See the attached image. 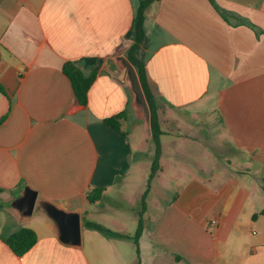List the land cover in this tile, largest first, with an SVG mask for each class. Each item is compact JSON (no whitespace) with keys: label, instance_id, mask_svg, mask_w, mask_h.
Instances as JSON below:
<instances>
[{"label":"crops","instance_id":"1","mask_svg":"<svg viewBox=\"0 0 264 264\" xmlns=\"http://www.w3.org/2000/svg\"><path fill=\"white\" fill-rule=\"evenodd\" d=\"M141 1L0 0V264H264V215L253 219L264 210V0H215L225 16L210 0L147 8L136 56L159 106L162 168L137 245L154 149L115 60ZM66 62L96 73L87 106ZM121 113V131L105 124ZM26 187L31 216L13 206ZM91 189H103L94 204ZM44 202L79 214L80 246L59 240ZM110 206L132 215L131 232ZM23 228L37 243L19 257L5 241Z\"/></svg>","mask_w":264,"mask_h":264},{"label":"trees","instance_id":"2","mask_svg":"<svg viewBox=\"0 0 264 264\" xmlns=\"http://www.w3.org/2000/svg\"><path fill=\"white\" fill-rule=\"evenodd\" d=\"M161 0H142L140 7L137 11L134 24H133V35L134 42L127 52L128 60L134 65L137 70L144 94L148 101L150 110H151V126H152V138L151 142L154 147V158L150 167V173L147 179L146 189L142 198L143 213L147 208L146 199L149 194L151 183L156 178L158 173L161 171V156H162V147H161V136L163 132L160 129L159 124V106L155 100V96L150 88L148 82V75L145 65L137 58L136 53L140 48L141 44L145 39V19H146V10L149 6L155 3H159ZM213 6L219 11L223 16L225 12L217 5L215 0H210ZM249 27L257 31V27L250 22H246ZM63 73L67 78H69L74 94L78 99L79 103L83 106L88 104V93L89 90L96 79V73H93L89 76H86L82 70L73 62H66L63 67ZM0 91L3 92V88L0 87ZM126 118V113H121L115 117L105 120V124L115 130L121 131V121ZM264 189V186H263ZM103 195V189H91L87 193V199L90 203L94 204L101 199ZM143 213L140 214V220L138 224L137 232L134 236V239L138 245L139 239L143 234L144 221ZM264 215V210L255 214L253 219H257L258 216ZM88 227L97 228L96 225L87 223ZM6 244L13 250V252L19 256L23 257L27 252H29L37 243V234L31 230L23 228L18 232L14 233L6 239Z\"/></svg>","mask_w":264,"mask_h":264},{"label":"water","instance_id":"3","mask_svg":"<svg viewBox=\"0 0 264 264\" xmlns=\"http://www.w3.org/2000/svg\"><path fill=\"white\" fill-rule=\"evenodd\" d=\"M116 64L124 72L125 81L129 88L132 106L144 121V129L148 138H152L151 110L144 94L138 73L134 65L126 57H119ZM37 193L26 187L24 193L14 202V207L21 209L23 215L31 216L36 206ZM41 208L57 225L59 240L66 245L80 246L81 220L79 214L68 213L55 205L44 202Z\"/></svg>","mask_w":264,"mask_h":264},{"label":"rangeland","instance_id":"4","mask_svg":"<svg viewBox=\"0 0 264 264\" xmlns=\"http://www.w3.org/2000/svg\"><path fill=\"white\" fill-rule=\"evenodd\" d=\"M140 136L143 138V139H146V134H145V131H144V128H143V126L140 128ZM132 140H133V142L135 143V144H137L138 143V139H137V137H132ZM150 143H151V151H153V149H154V147L152 146V142L150 141ZM145 165H147V163H144V166ZM139 168H141L139 165H136L134 168H133V175H132V178H131V182H132V184H133V186L131 187V188H129V191H131L130 192V195L133 197L135 194H133V187L135 186L134 184H136L137 183V178H135L134 176H136V175H138L139 174ZM133 194V195H132ZM115 209V213H116V215L118 216V217H116L117 219H121L122 220V218H123V222H124V224H125V231L124 232H131V226L129 225V223L131 222V216L132 215H130V213L129 212H125V215H124V211H122V210H119V208H117L116 209V207H114V206H110V209ZM143 206H142V208H140L139 209V212H140V214H142L143 213ZM145 212H146V210H144ZM144 212V213H145ZM144 213H143V215H144ZM111 217H113V216H109V219H111ZM114 218V217H113ZM130 220V221H129ZM138 227V225L136 224L135 225V228H137Z\"/></svg>","mask_w":264,"mask_h":264}]
</instances>
